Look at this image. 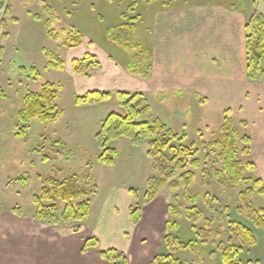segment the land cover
<instances>
[{
    "label": "rangeland",
    "instance_id": "374dc122",
    "mask_svg": "<svg viewBox=\"0 0 264 264\" xmlns=\"http://www.w3.org/2000/svg\"><path fill=\"white\" fill-rule=\"evenodd\" d=\"M135 1L132 11L134 0H0V213L18 210L21 215H34L33 198L42 193L48 176L62 181L77 175L91 198L90 216L82 223L95 221L93 236H104V245L123 244L133 233L131 210L153 201L145 203L144 195L149 180L158 173L147 155L148 140L140 144L127 138L112 140L109 146L116 148L119 156L108 166L99 162L103 150L97 135L110 113H124L117 92H139L152 109L151 116L141 119L152 122L159 118L175 133H187L184 143L195 144L201 162L198 169L190 167L196 172L189 187L197 197L194 203L186 197L184 187H167L159 193L165 200L162 222L171 219L180 227L161 233V241L155 233V239L145 240L148 245H144L148 250L159 249L157 254L172 252L182 264H223L225 246L242 245L231 231L233 222H240L257 236L256 246H243L240 264H264V228L249 219L239 196L254 177L263 180L264 176V79H247L243 28L252 14L264 15V0ZM231 4L238 8L232 9ZM44 5L58 17L53 24L61 36L58 40L48 35L45 22L49 16ZM129 22L136 23V38L150 50L148 77L127 70L133 53L107 33L110 26ZM70 26L84 34L82 46L70 49L63 45V31ZM44 49L57 52L65 69H47L49 58ZM86 54L95 55L100 67L74 74L71 62ZM32 68L39 70L41 77L34 79ZM46 82L61 85L58 104L63 114L55 123L33 120L21 138L17 134L21 126L18 112L24 97L28 90L40 91ZM126 84L133 89L125 88ZM97 89L110 91L113 97L100 105L76 104L77 95ZM229 109L239 134L252 139L250 145L238 141L240 158L258 167L256 173H245L249 182L238 186L229 182L223 186L214 174V168L222 165L219 150L211 144L221 137L224 113ZM247 146L249 155L244 153ZM132 190L137 197L125 199ZM252 201L256 209H264L263 194L257 193ZM170 204L178 206L182 216H171ZM192 206L203 214L198 222L186 216ZM144 209L147 221L153 208ZM114 227H123V234ZM166 235L177 243L196 240L203 261L196 260L193 250L176 245L171 249ZM103 244L100 241L97 248ZM121 252L128 260L126 252ZM130 264L145 263L135 258Z\"/></svg>",
    "mask_w": 264,
    "mask_h": 264
},
{
    "label": "trees",
    "instance_id": "16d2710c",
    "mask_svg": "<svg viewBox=\"0 0 264 264\" xmlns=\"http://www.w3.org/2000/svg\"><path fill=\"white\" fill-rule=\"evenodd\" d=\"M171 2L172 0H164L166 4ZM137 3L138 1L134 0L130 7L132 11H135ZM230 6L232 9L238 8L236 4ZM44 9L49 16L45 22L48 35L54 40H58L61 36L53 28V24L58 17L50 6L44 5ZM36 18L40 17L37 16ZM244 30L247 79L251 81L262 80L264 79V15L252 14L246 21ZM136 31L137 25L135 22L112 25L107 29L108 35L114 41L128 52L133 53L126 65L127 70L134 75L148 77L152 67V64H150V50L142 40L136 38ZM63 33L65 37L62 39V43L65 47L73 49L83 45L85 36L74 26L68 27ZM44 52L49 58L47 69H65L66 63L57 52L51 49H44ZM95 67H100V62L92 54L75 58L71 62V69L74 74H87ZM31 73L34 79L41 77V73L35 68H32ZM60 89V84L58 86L53 82H46L42 85L40 91L28 90L24 97V104L18 112V122L21 125L17 133L19 137L26 136L29 125L33 120L38 119L43 123H55L61 117L63 110L58 104ZM117 96L124 113L114 111L103 120L101 130L97 135L98 142L103 150L98 157L99 162L108 166L116 163L119 151L109 146L112 140L127 138L134 144H140L148 140L147 155L152 161L153 170L158 175L152 177L148 182V188L144 195L145 203L155 199L160 191L167 187L171 190L184 187L186 197L194 203L197 197L190 193L189 187L196 178V172L190 167L198 169L201 164L198 158L199 151L195 144H185L187 133H175L159 118L154 119L152 122L141 119L145 115L151 116L152 110L147 105L142 93L120 90L117 92ZM112 97V92L97 89L88 91L83 95H77L75 101L77 105H100ZM220 131L221 137L211 144L214 149L219 150V160L222 165L219 168H214L215 177L223 186L228 182L234 186L249 182L247 180L249 178L245 177V173H256L258 168L252 161L244 162L241 160L238 141L250 145L252 139L248 135L241 136L239 134L230 109L224 113ZM244 153L249 155L251 153L250 147L247 146ZM179 171L181 174L176 180L175 176ZM44 183L42 193L33 198L36 204L34 217L37 221L48 225L69 224L71 222H81L90 216V193L80 184L77 175H70L62 181L48 176ZM131 192L136 195L135 191L132 190ZM257 193L264 195V181L258 176L254 177L252 185H248L245 190L240 192L239 196L241 201L246 204L249 219L256 226L264 228V209H256L252 201V197ZM135 197L137 196H134V199ZM14 212L21 215L18 210H14ZM169 213L174 217L182 216V210L173 204L169 206ZM141 215L140 206H136L131 210L134 225L139 223ZM202 215V212L196 206H192L186 211L187 218L194 222H198ZM233 223L231 231L236 235V240L240 241L242 245L237 246L234 243L226 245L222 253L223 264H240L244 252L243 246L254 247L257 245V236L249 226L240 222ZM179 227L178 222L171 219L167 221V231ZM166 237L171 241V245H169L171 249H175L176 245L185 251L193 250L196 253V260L203 261V250L196 240L184 244L177 243L176 240L169 238V235H166ZM98 244L99 240L96 237H91L87 240L86 247H96ZM100 254L110 264H128L126 255L118 249L102 250ZM152 264H182V262L172 252H169L157 254Z\"/></svg>",
    "mask_w": 264,
    "mask_h": 264
},
{
    "label": "crops",
    "instance_id": "0c3cea01",
    "mask_svg": "<svg viewBox=\"0 0 264 264\" xmlns=\"http://www.w3.org/2000/svg\"><path fill=\"white\" fill-rule=\"evenodd\" d=\"M126 85L125 88L131 87L129 84ZM132 195L134 196L131 192L130 196H126L125 199H133ZM164 203L165 200L158 194L150 204L145 205V208L152 206V218L144 221L145 209L143 207L141 209L143 217L138 224L130 226L133 233L127 237V240H123V244L104 245V236L97 233L99 244L100 241L103 244L99 249L97 248L99 244L96 247H86L87 240L94 237L92 226L95 221L88 220L82 223L83 220L69 224L48 225L37 221L34 215H19L13 211L12 213H0V264H110L102 258L100 253L102 250L111 248L125 251L128 255V264L135 258L139 262L152 264L159 249L157 251H154V248L148 250L144 243H147L145 240L149 238L155 239V233L158 234L159 241H161L160 238L163 239L161 233L164 234L167 228V222H162L165 214ZM114 229L120 235L123 234V227H114Z\"/></svg>",
    "mask_w": 264,
    "mask_h": 264
}]
</instances>
